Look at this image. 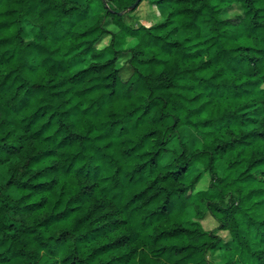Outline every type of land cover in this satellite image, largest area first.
Listing matches in <instances>:
<instances>
[{
	"label": "trees",
	"instance_id": "obj_1",
	"mask_svg": "<svg viewBox=\"0 0 264 264\" xmlns=\"http://www.w3.org/2000/svg\"><path fill=\"white\" fill-rule=\"evenodd\" d=\"M135 1L0 0V264H264V0Z\"/></svg>",
	"mask_w": 264,
	"mask_h": 264
},
{
	"label": "rangeland",
	"instance_id": "obj_2",
	"mask_svg": "<svg viewBox=\"0 0 264 264\" xmlns=\"http://www.w3.org/2000/svg\"><path fill=\"white\" fill-rule=\"evenodd\" d=\"M152 0H143L136 9L130 10L131 13L127 18V21L131 23L134 26L138 25H144V26H150L159 23L163 20V17L161 16V13L151 4ZM184 35L180 31L175 32L176 38H182ZM134 41H129L125 47H129L133 45ZM85 65H82L84 67ZM7 173L5 171L4 167H0V184L4 182L6 179ZM206 183V179L204 180L203 184ZM206 185V184H205ZM204 185V186H205ZM203 230L205 231H214L217 228L216 221L210 217L209 215H206V217L203 220L199 221ZM222 238L225 240L227 238V234L225 232L219 233ZM221 257V253H217L216 255L210 256V260L215 264H221L218 258Z\"/></svg>",
	"mask_w": 264,
	"mask_h": 264
},
{
	"label": "water",
	"instance_id": "obj_3",
	"mask_svg": "<svg viewBox=\"0 0 264 264\" xmlns=\"http://www.w3.org/2000/svg\"><path fill=\"white\" fill-rule=\"evenodd\" d=\"M140 2H141V0H136V1L130 6L129 9H130V10H134V9H136Z\"/></svg>",
	"mask_w": 264,
	"mask_h": 264
}]
</instances>
